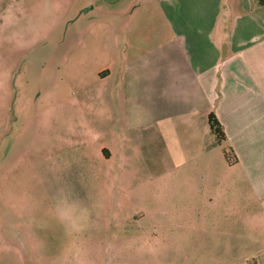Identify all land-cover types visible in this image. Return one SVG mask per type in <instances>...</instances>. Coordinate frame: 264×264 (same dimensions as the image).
Instances as JSON below:
<instances>
[{"label":"crops","instance_id":"crops-1","mask_svg":"<svg viewBox=\"0 0 264 264\" xmlns=\"http://www.w3.org/2000/svg\"><path fill=\"white\" fill-rule=\"evenodd\" d=\"M181 2L195 15L171 6L175 33H114L86 115L112 205L59 208L51 239L34 232L36 264H264V5L245 0L227 27L219 0L206 15Z\"/></svg>","mask_w":264,"mask_h":264},{"label":"rangeland","instance_id":"rangeland-1","mask_svg":"<svg viewBox=\"0 0 264 264\" xmlns=\"http://www.w3.org/2000/svg\"><path fill=\"white\" fill-rule=\"evenodd\" d=\"M194 1L206 15L210 0ZM244 2L211 7L229 27ZM171 6L193 21L192 2L182 11L181 0H0V264H36L34 232L51 239L59 208L112 205L101 195L111 181L87 131L86 115L99 106L98 71L111 65L114 33H175Z\"/></svg>","mask_w":264,"mask_h":264},{"label":"trees","instance_id":"trees-1","mask_svg":"<svg viewBox=\"0 0 264 264\" xmlns=\"http://www.w3.org/2000/svg\"><path fill=\"white\" fill-rule=\"evenodd\" d=\"M257 1L259 4L264 5V0H257ZM208 121H209L210 129L216 137V141L220 143L225 139V135L223 133L220 123L212 113L209 114ZM224 156L226 157V159H229L232 156L234 157L231 147H227L224 150Z\"/></svg>","mask_w":264,"mask_h":264}]
</instances>
